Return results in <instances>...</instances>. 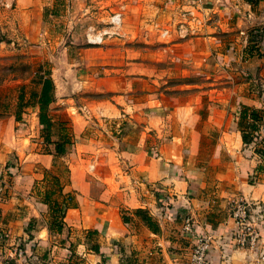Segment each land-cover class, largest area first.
Segmentation results:
<instances>
[{
  "label": "crops",
  "instance_id": "1",
  "mask_svg": "<svg viewBox=\"0 0 264 264\" xmlns=\"http://www.w3.org/2000/svg\"><path fill=\"white\" fill-rule=\"evenodd\" d=\"M127 2L125 26L131 28L118 38L122 71L92 57V46L83 42L69 50L77 57L68 61V83L51 74L52 127L59 111L71 121L74 142L64 154L54 150L59 135L44 140L37 105L23 106L17 119L16 111L0 116V232L7 236L0 249L23 242V264H188L192 238L181 226L190 214L196 229L211 235V264H264L259 249L231 243L229 215L230 199L241 193L260 202L264 216V162L254 150L264 147L263 132L258 127L244 141L238 126L241 105L262 102L239 79L253 71L264 76V36L254 44L247 30L256 19L250 13L227 23L219 15L218 24L202 26L193 16V29L160 40L144 31L141 11L156 0ZM72 19L81 20L78 8ZM56 162L69 170L67 178L60 176L61 193L50 198H73L61 231L50 229L52 211L44 199L52 183L45 171ZM153 188L164 190L165 204ZM261 232L264 250V223ZM0 264H7L3 253Z\"/></svg>",
  "mask_w": 264,
  "mask_h": 264
},
{
  "label": "rangeland",
  "instance_id": "2",
  "mask_svg": "<svg viewBox=\"0 0 264 264\" xmlns=\"http://www.w3.org/2000/svg\"><path fill=\"white\" fill-rule=\"evenodd\" d=\"M109 1L0 0V116L10 111H16L20 88L27 97L32 88H38V77L44 75L46 71H49L50 76L53 71H55V76L59 73L68 83L70 78L68 61L77 57L75 52H69V50L76 46L91 45L94 55L92 57L99 60L108 59L109 66L113 67L112 71L116 73L122 71L119 69L122 65L120 63L122 54L118 38L124 29L131 28L130 25H128L130 27L125 26L130 23V17H127L126 13L128 9L131 11V5L127 0ZM122 2L126 3L123 9L122 25L109 28V16L120 8ZM246 2L248 1L246 0ZM76 8L79 10L81 20L74 23L72 17ZM143 8L141 11L144 13V22H146L144 31L150 30L158 33L160 40L169 38L172 31L193 29L198 24V22L196 25L191 23L193 15L202 18L200 24L204 26L206 23L218 24L219 15L227 19V23H234L237 20V15L250 18L251 13V16L256 19V23L247 29L250 39L255 44L260 40L261 35L264 36V22H262L264 0H256L253 3L248 2V4H244V0H156L154 4H144ZM221 9L223 10L220 11ZM173 14L177 15L176 20L172 19ZM151 18L153 20L148 24L147 22ZM102 28H109L111 33L105 35L99 43L88 42L87 31ZM164 29L168 30L166 35L162 33ZM74 34H77V37H74ZM141 44L146 46L148 43L142 42ZM252 48H254L253 44L250 46V49ZM256 53L259 57L262 54L259 51ZM56 65H60V68L53 70L52 67ZM98 67V74H100V70L102 71L103 68L102 65H98ZM145 67L140 71L145 72L147 64ZM241 76L242 78H239L241 81L248 82V92L262 98L259 107H249L258 110L259 118L256 121V128L261 125L264 127V76L261 73L256 75L254 71L242 73ZM89 95L95 98V95L100 94ZM65 102L70 103V99ZM57 106L64 107L63 104ZM79 110L83 112L85 107L81 106ZM57 114L55 125L51 128L50 134L53 133L56 136L70 133L71 121L66 110L59 111ZM92 119L94 122H100L99 118ZM239 123L240 117L238 126L241 125L242 128L249 130L244 121ZM83 134L87 135L88 130L85 129ZM263 149L264 147L259 146L254 148L260 155H262L261 150ZM261 157L264 162V156ZM260 167L264 172V164H261ZM50 171L59 173L65 179V169L61 162H56V166ZM49 180L51 181L50 177ZM256 203L261 204L260 202ZM260 247L259 243V250L262 249Z\"/></svg>",
  "mask_w": 264,
  "mask_h": 264
},
{
  "label": "built area",
  "instance_id": "3",
  "mask_svg": "<svg viewBox=\"0 0 264 264\" xmlns=\"http://www.w3.org/2000/svg\"><path fill=\"white\" fill-rule=\"evenodd\" d=\"M124 7V4L121 3L120 8L110 14L108 19L109 28L122 25ZM109 28L99 30L90 29L86 34L88 42H101L105 35L111 33ZM162 33L166 35L168 30L164 29ZM260 130L263 132L262 136L264 140L263 125H261ZM153 190L160 203L165 204L168 201V198L164 195V190L160 188H153ZM1 195L2 185L0 184ZM229 215L234 222V228L230 234L231 243L257 251L262 237L261 226L264 223L261 204L252 202L244 194H235L230 199ZM181 233L192 238L188 264H211L209 259L211 235L208 232L198 231L190 214H184L182 216ZM6 238V234L0 232V240H5ZM0 253L4 254V261L7 264L11 262H20L23 264L27 261L26 245L21 241H15L11 245L2 246ZM258 254L260 260H264V251L259 250Z\"/></svg>",
  "mask_w": 264,
  "mask_h": 264
},
{
  "label": "trees",
  "instance_id": "4",
  "mask_svg": "<svg viewBox=\"0 0 264 264\" xmlns=\"http://www.w3.org/2000/svg\"><path fill=\"white\" fill-rule=\"evenodd\" d=\"M250 3L255 2L256 0H247ZM264 30V29H263ZM38 88H32L28 94L27 97H25V93L20 88V92L17 96L18 102L17 106L18 109L15 112L16 119L20 116V109L22 106H26L29 104L37 105L38 106V120L42 124V130H43V137L44 140L49 142L51 140L50 133H51V127H52V121L50 117L48 116L47 109L49 103L53 99V93H54V82L52 77L49 74V71H46L44 75H39L38 77ZM240 123L241 121H244L245 126L249 130H246L245 128H242L240 125L241 135L242 139L244 141H248L250 139V132L255 131L258 128H256V121L258 120V110L255 108H250L247 105H242V109L240 110ZM248 117V118H247ZM239 123V124H240ZM256 128V129H255ZM252 137V135H251ZM73 139L71 137V134L69 133H63L60 134L57 140H54L55 146L54 150L56 155H62L66 152L67 148L73 145ZM262 156H264V149L261 150ZM65 174L67 178L68 174V167L64 165ZM45 176L51 178V185L49 188H47L44 192V199L50 203V208L52 211V221L50 223V229H54L56 231H61L63 223H62V216L64 214V209L72 204V195H67L63 197V199H52L50 196L56 192L59 191L61 193L62 189V181L60 178L59 173H53L50 170L45 171ZM140 209H136V212H139ZM146 221L151 224L150 218L148 216H145Z\"/></svg>",
  "mask_w": 264,
  "mask_h": 264
}]
</instances>
